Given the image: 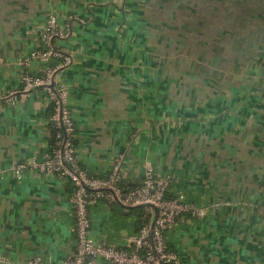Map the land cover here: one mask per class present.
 Here are the masks:
<instances>
[{
    "label": "crops",
    "instance_id": "1",
    "mask_svg": "<svg viewBox=\"0 0 264 264\" xmlns=\"http://www.w3.org/2000/svg\"><path fill=\"white\" fill-rule=\"evenodd\" d=\"M133 1L0 0V258L56 264L76 246L73 186L52 172L27 170L18 179L12 168L50 150L47 95L43 88L22 92L26 70L18 62L55 12L63 21L79 18L58 41L73 62L57 79L68 90L83 166L104 174L123 155L130 184L152 166L174 176L170 196L184 192L207 207L205 217L183 218L168 235L182 264H264V91L257 92L261 105L233 107L246 97L244 71L226 74L221 64L235 56L211 67L188 52V37L177 36L182 54L170 57L174 30H148ZM245 33L230 30L235 45ZM245 42L243 56L253 50ZM42 67L32 64L35 72ZM13 94L14 102L7 99ZM137 212L95 205V238L127 244L139 228Z\"/></svg>",
    "mask_w": 264,
    "mask_h": 264
},
{
    "label": "built area",
    "instance_id": "2",
    "mask_svg": "<svg viewBox=\"0 0 264 264\" xmlns=\"http://www.w3.org/2000/svg\"><path fill=\"white\" fill-rule=\"evenodd\" d=\"M76 19H79L77 14H70L63 21L57 13H51L39 44L18 62L26 70L21 78L22 92L29 94L34 88H43L48 104L54 105L49 123L55 135L50 150L41 161L34 157L17 162L12 168L18 179L27 170L52 172L73 186L72 230L76 246L73 253L56 264H181V254L171 247L168 235L183 218H201L206 215L207 208L184 192L170 196L174 176L159 175L152 166L133 185L124 175L123 155L118 156L111 169L104 174L90 172L79 158L76 122L67 105L68 90L57 79L58 72L73 62L68 50L58 41L69 36ZM36 61L43 64L39 72L32 69ZM53 85L54 88L51 87ZM7 99L14 102L15 95ZM100 203L119 204L130 212L135 208L142 209L133 215L132 220L139 228L127 244L106 243L95 238L92 209ZM142 205L145 206L140 207ZM0 261L5 264H49L41 257L28 262L2 257Z\"/></svg>",
    "mask_w": 264,
    "mask_h": 264
},
{
    "label": "rangeland",
    "instance_id": "3",
    "mask_svg": "<svg viewBox=\"0 0 264 264\" xmlns=\"http://www.w3.org/2000/svg\"><path fill=\"white\" fill-rule=\"evenodd\" d=\"M133 5V11L142 14L148 30H174L176 36L170 57L176 59L179 53L182 54L177 42L179 36L182 39L188 37V45L184 43L188 52H198L212 62L211 67L213 63L223 61V57L235 56L236 60L230 59L229 63L221 64L226 74H231L232 69L237 68L244 71L239 83L247 85L246 97L236 99L233 107L241 106L243 109L245 106L261 105L256 102L260 99L257 98V92L264 91V0H134ZM162 27L165 28L160 29ZM230 30H246L237 45L234 44ZM223 34H226V39L219 38ZM213 36L216 38L215 43L211 40ZM245 36L248 38L244 39ZM218 41L220 43L213 46ZM245 41L252 42L253 50L243 56V49L248 48L244 45ZM219 53L221 56H217Z\"/></svg>",
    "mask_w": 264,
    "mask_h": 264
},
{
    "label": "trees",
    "instance_id": "4",
    "mask_svg": "<svg viewBox=\"0 0 264 264\" xmlns=\"http://www.w3.org/2000/svg\"><path fill=\"white\" fill-rule=\"evenodd\" d=\"M48 106H49V109H50V111H51V115H52V113H53V111H54V105H53L52 103H49ZM49 125H50L51 130H52V138H51V143H50V146H51V145H52V142H53V140H54L55 130H54V128L52 127V125H51L50 123H49ZM76 144H77V143H76ZM134 210L141 211L142 209H141V208H135Z\"/></svg>",
    "mask_w": 264,
    "mask_h": 264
},
{
    "label": "water",
    "instance_id": "5",
    "mask_svg": "<svg viewBox=\"0 0 264 264\" xmlns=\"http://www.w3.org/2000/svg\"><path fill=\"white\" fill-rule=\"evenodd\" d=\"M51 87H53L54 88V85L53 86H51ZM34 89H37V88H34ZM145 205H142V206H140V207H144ZM154 209L156 210V212H157V208L154 206Z\"/></svg>",
    "mask_w": 264,
    "mask_h": 264
}]
</instances>
